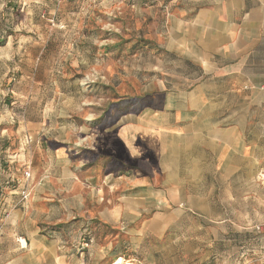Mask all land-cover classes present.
<instances>
[{"label":"rangeland","instance_id":"obj_1","mask_svg":"<svg viewBox=\"0 0 264 264\" xmlns=\"http://www.w3.org/2000/svg\"><path fill=\"white\" fill-rule=\"evenodd\" d=\"M179 2L0 0L1 199L54 173L45 151L51 147L64 154L55 172L65 188L63 210L97 212L91 204L100 203L101 193L92 179L98 185L105 170L116 174L134 164L119 139L124 117L164 101L161 89H170L173 73L188 70L166 48ZM254 112L246 140L204 174L207 187L183 190L190 196L191 236L183 243L190 261L264 264V230L257 229L264 226V107Z\"/></svg>","mask_w":264,"mask_h":264},{"label":"crops","instance_id":"obj_2","mask_svg":"<svg viewBox=\"0 0 264 264\" xmlns=\"http://www.w3.org/2000/svg\"><path fill=\"white\" fill-rule=\"evenodd\" d=\"M166 48L188 70L173 73L178 80L161 89L164 101L124 117L119 139L134 164L116 174L105 170L98 185L92 179L101 201L91 204L96 213L88 207L79 215L82 206L63 210L65 188L55 172L64 154L47 147L54 173L0 198V264H117L121 257L137 264H221L190 261L183 249L191 236L190 196L183 190L207 187L204 174L246 140L255 107H264L256 97L264 96V0H180ZM179 222L185 227L175 228ZM193 252L195 258L198 248Z\"/></svg>","mask_w":264,"mask_h":264},{"label":"built area","instance_id":"obj_3","mask_svg":"<svg viewBox=\"0 0 264 264\" xmlns=\"http://www.w3.org/2000/svg\"><path fill=\"white\" fill-rule=\"evenodd\" d=\"M28 176L30 177V173H28ZM28 196H29V192L27 190H24L22 192L23 199H26ZM257 229L262 231L264 230V226H257Z\"/></svg>","mask_w":264,"mask_h":264},{"label":"bare ground","instance_id":"obj_4","mask_svg":"<svg viewBox=\"0 0 264 264\" xmlns=\"http://www.w3.org/2000/svg\"><path fill=\"white\" fill-rule=\"evenodd\" d=\"M122 262V261H121ZM121 262L119 264H121Z\"/></svg>","mask_w":264,"mask_h":264}]
</instances>
